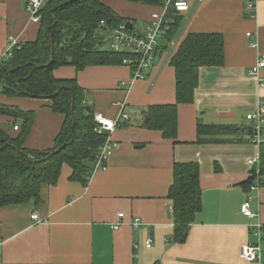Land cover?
Returning a JSON list of instances; mask_svg holds the SVG:
<instances>
[{"label":"crops","instance_id":"0c3cea01","mask_svg":"<svg viewBox=\"0 0 264 264\" xmlns=\"http://www.w3.org/2000/svg\"><path fill=\"white\" fill-rule=\"evenodd\" d=\"M248 1L188 0V10L179 13L182 27L176 38L167 49L161 42L142 78L132 79L122 64L54 70L56 77L76 78L93 114L118 119V104L123 103L130 119L103 132L115 146L106 168L96 171L86 185L70 179L71 168L63 164L57 181L41 188L38 202L0 207V264H264V249L258 262L239 256L240 246L254 241L252 225L264 224V186L246 193L241 185L254 167L249 160L258 156V147L249 141L195 143L197 122L248 126L245 115L264 98V66L258 75L249 73L264 56V0L256 2L253 18ZM105 2L139 32L157 10L129 0ZM25 4L0 0V60L10 43L37 36L38 23L30 21ZM249 31L255 47L246 35ZM188 32L220 33L224 61L199 69L193 102L178 105L173 141L144 126V111L149 105L175 102V72L168 58ZM0 102L34 111L25 147L53 145L63 117L49 109L48 100L0 94ZM13 124L19 128L14 130ZM20 125V119L0 115V129L9 135H17ZM187 161L199 164L201 207L185 242L175 243L167 193L174 162ZM247 194L249 209L256 214L252 218L240 212ZM120 212L124 215L119 218ZM32 213L41 221L33 222ZM136 217L140 223L134 226ZM116 223L118 229L113 228Z\"/></svg>","mask_w":264,"mask_h":264},{"label":"trees","instance_id":"16d2710c","mask_svg":"<svg viewBox=\"0 0 264 264\" xmlns=\"http://www.w3.org/2000/svg\"><path fill=\"white\" fill-rule=\"evenodd\" d=\"M129 1L156 6L157 9L165 2ZM39 13L36 38L16 43L11 48V56L0 60V94L6 98L46 99L49 109L61 114L63 123L52 146L46 149L27 148L24 141L34 111L0 102V115H7L13 121L21 120L20 130L15 136L0 129V207L38 202L41 188L57 181L63 164L71 168L70 179L87 184V172L92 168L106 135L94 130L96 122L92 108L86 104L85 91L76 78L56 77L54 70L66 65L80 70L88 65L121 64L125 56V52L100 47L104 39L108 42V27L129 21L108 6L105 0H46ZM168 14L172 22L164 38L166 44L163 49H167L168 43L176 38L182 27L179 13L170 9ZM102 21L105 26L101 25ZM223 61V36L220 33L188 32L168 58L175 72V102L149 105L144 111V126L175 141L177 108L179 104L193 102L199 69L220 66ZM55 92L56 95H52ZM14 125V130L19 128L17 125L15 129ZM247 130L249 124L241 127L199 121L195 143L247 141L244 138ZM233 134L240 137H226ZM258 159V167L254 166L241 184L246 193H250L251 187L258 183L264 186V141L259 146ZM199 174L197 162L173 164L167 198L172 205L175 243L185 242L194 215L201 207Z\"/></svg>","mask_w":264,"mask_h":264},{"label":"built area","instance_id":"2783aa9c","mask_svg":"<svg viewBox=\"0 0 264 264\" xmlns=\"http://www.w3.org/2000/svg\"><path fill=\"white\" fill-rule=\"evenodd\" d=\"M46 0H26L25 10L29 16L30 21L38 22L40 20L39 10ZM258 0H249L246 4V9L249 17L253 18L255 15V5ZM189 8L188 0H165L162 6L157 10L152 11L148 22L142 32L135 29L128 28L126 23H120L118 26L107 28L108 34V47L112 51L125 52V56L121 59V64L128 67L131 78L137 79L144 76V70L152 65L155 53L158 50L161 42L164 40L167 32L171 27L172 18L168 12L173 9L176 13L187 11ZM101 25L105 26L102 21ZM247 37L252 38L250 45L257 46V42L253 39L254 33L247 32ZM17 42L9 44L4 52V58L11 56V48ZM171 53H169L170 55ZM168 55V57H169ZM167 57V58H168ZM264 66V56H260L254 66L249 70L252 75H258L259 69ZM124 82H121L123 84ZM118 106L121 108L118 119L108 118L100 113H94V120L96 122L95 131L97 133L112 132L115 127L130 119L128 113L124 110V104L120 103ZM245 119L249 122V130L245 132L244 138L254 143L258 149L260 144L264 141V98L258 102L253 111L245 115ZM17 128V125H14ZM115 143L107 136L99 152L97 153L92 168L87 172L88 181L90 177L100 170H104L107 166L108 157L112 154ZM249 163L256 168L258 167V156L249 160ZM258 173V169L256 170ZM260 184L253 185L251 190L260 188ZM251 196L247 194V200L241 203L240 212L247 217H254L256 214L249 209L248 200ZM169 211L172 212V205L169 206ZM123 212L118 213V217H123ZM33 222L38 223L41 221L36 213L31 214ZM140 223L139 218H134L133 225L137 226ZM114 229L119 228V223L114 224ZM252 232L254 241L242 244L239 248V256L247 262L260 261V255L264 249V224L257 221L252 225ZM151 240H146V245L150 246Z\"/></svg>","mask_w":264,"mask_h":264},{"label":"rangeland","instance_id":"374dc122","mask_svg":"<svg viewBox=\"0 0 264 264\" xmlns=\"http://www.w3.org/2000/svg\"><path fill=\"white\" fill-rule=\"evenodd\" d=\"M139 21H135L134 25L135 27L139 26ZM102 49H108V42L104 39L103 43L100 46Z\"/></svg>","mask_w":264,"mask_h":264},{"label":"water","instance_id":"95a60500","mask_svg":"<svg viewBox=\"0 0 264 264\" xmlns=\"http://www.w3.org/2000/svg\"><path fill=\"white\" fill-rule=\"evenodd\" d=\"M126 25L128 26V28H132V24H131V22L130 21H127L126 22ZM56 93L57 92H55L54 94H52V95H56ZM146 121V118L144 119V122ZM59 149H57L56 151H58Z\"/></svg>","mask_w":264,"mask_h":264}]
</instances>
